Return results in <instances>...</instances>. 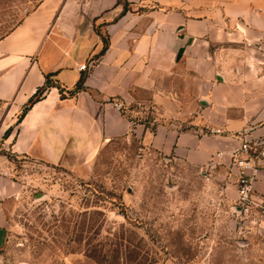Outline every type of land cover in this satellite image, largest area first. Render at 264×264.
Here are the masks:
<instances>
[{
	"label": "crops",
	"instance_id": "1",
	"mask_svg": "<svg viewBox=\"0 0 264 264\" xmlns=\"http://www.w3.org/2000/svg\"><path fill=\"white\" fill-rule=\"evenodd\" d=\"M223 47L238 55L223 56ZM261 49L264 0H37L0 35V140L14 154L71 169L130 135L195 165L223 152L230 165L243 131L264 132V124L247 126L264 115ZM231 61L237 70L224 71ZM252 62L263 72L245 65ZM47 72L55 83L19 117ZM81 74L83 87L70 92ZM231 170L238 172L233 162ZM253 186L264 190L263 169ZM16 190L1 167L0 249L7 237L1 201ZM0 264L12 263L0 255Z\"/></svg>",
	"mask_w": 264,
	"mask_h": 264
},
{
	"label": "rangeland",
	"instance_id": "2",
	"mask_svg": "<svg viewBox=\"0 0 264 264\" xmlns=\"http://www.w3.org/2000/svg\"><path fill=\"white\" fill-rule=\"evenodd\" d=\"M36 1L0 0V35ZM221 50L237 56L239 48ZM245 65L263 72L260 63ZM237 68L231 61L224 71ZM5 118L0 101V136ZM261 124L264 115L247 126ZM249 137L264 170V132ZM218 157L195 165L130 135L71 169L14 154L0 140V168L18 186L1 201L7 237L0 255L12 264H264V190L253 186L260 197L245 207L232 157L230 165Z\"/></svg>",
	"mask_w": 264,
	"mask_h": 264
},
{
	"label": "built area",
	"instance_id": "3",
	"mask_svg": "<svg viewBox=\"0 0 264 264\" xmlns=\"http://www.w3.org/2000/svg\"><path fill=\"white\" fill-rule=\"evenodd\" d=\"M80 67L85 68V63ZM114 106L121 108L122 105L118 101L113 102ZM240 144L237 148L230 152L232 162L237 166L239 176L237 179V192L239 202L244 204L245 207L251 206L256 203L255 195L253 194V181L257 176L259 166L257 164V154L252 151L250 143L251 138L244 132L240 134ZM223 152H218L222 155Z\"/></svg>",
	"mask_w": 264,
	"mask_h": 264
},
{
	"label": "trees",
	"instance_id": "4",
	"mask_svg": "<svg viewBox=\"0 0 264 264\" xmlns=\"http://www.w3.org/2000/svg\"><path fill=\"white\" fill-rule=\"evenodd\" d=\"M127 9V6H124V10ZM102 39H103V46L101 48V51L100 53L106 48L107 46V38L102 35ZM53 74V72H47L45 74V80H44V83L41 85V86H38L37 89L34 91V93L29 97L28 101L25 103V105L22 107V110L19 114V117L21 115H23V113L26 111V109L34 102L36 101L37 99H39L44 91L46 90L47 87H49L50 85H52L53 83H55L52 79H51V75ZM84 77H85V74H81L78 78V80L76 81L75 85L73 86V88H71L69 91L70 92H74L80 88L83 87V82H84ZM59 86V89H60V92L61 94H63V87L58 85Z\"/></svg>",
	"mask_w": 264,
	"mask_h": 264
}]
</instances>
